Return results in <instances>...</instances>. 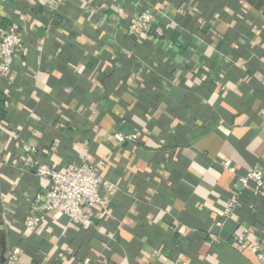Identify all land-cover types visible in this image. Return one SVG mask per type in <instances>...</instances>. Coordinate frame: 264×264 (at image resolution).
<instances>
[{
    "label": "crops",
    "instance_id": "obj_1",
    "mask_svg": "<svg viewBox=\"0 0 264 264\" xmlns=\"http://www.w3.org/2000/svg\"><path fill=\"white\" fill-rule=\"evenodd\" d=\"M146 9L147 35L133 26ZM10 27L0 264H264L234 241L264 252V191L224 215L236 178L264 173V0H0V43ZM129 129L142 139L117 144ZM68 164L102 172L107 205L28 232L35 167Z\"/></svg>",
    "mask_w": 264,
    "mask_h": 264
},
{
    "label": "built area",
    "instance_id": "obj_2",
    "mask_svg": "<svg viewBox=\"0 0 264 264\" xmlns=\"http://www.w3.org/2000/svg\"><path fill=\"white\" fill-rule=\"evenodd\" d=\"M155 22V13L151 9H146L135 19L133 26L135 31L147 35L152 31ZM21 46V35L17 29L15 27L7 29L0 43L1 77L9 76L12 72ZM114 139L117 144L136 143L142 139V134L139 130L129 129L116 132ZM28 162L29 156L26 153H19L11 159L10 164L19 168L27 165ZM224 169L233 174L237 173L230 162L224 163ZM35 173L43 186L32 201L25 221L28 232L36 233L42 229L51 213H61L71 223L81 225L91 218L88 216V210L93 211L97 206L105 207L107 205V199L103 192L107 190L108 182L96 167L88 164H68L62 168L37 165ZM250 186L256 196L264 191V173L261 170L251 171L236 178L230 198L225 204L224 215L226 218L231 216L239 204L242 189ZM223 224V220L215 222L217 227H222ZM234 241L241 251H249L259 261H264V252L261 247L252 244L246 232H238ZM12 258L17 261L18 255L13 254Z\"/></svg>",
    "mask_w": 264,
    "mask_h": 264
},
{
    "label": "trees",
    "instance_id": "obj_3",
    "mask_svg": "<svg viewBox=\"0 0 264 264\" xmlns=\"http://www.w3.org/2000/svg\"><path fill=\"white\" fill-rule=\"evenodd\" d=\"M6 101L7 97L0 92V121H5L8 118L6 112Z\"/></svg>",
    "mask_w": 264,
    "mask_h": 264
}]
</instances>
